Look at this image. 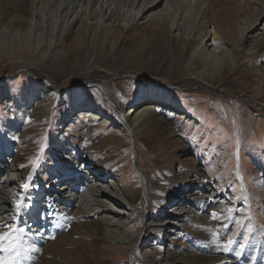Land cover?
Segmentation results:
<instances>
[{"label": "bare ground", "instance_id": "bare-ground-1", "mask_svg": "<svg viewBox=\"0 0 264 264\" xmlns=\"http://www.w3.org/2000/svg\"><path fill=\"white\" fill-rule=\"evenodd\" d=\"M11 1V11L0 7V61L26 60L33 64L55 53L66 60V55L71 56V41L87 40L91 46L114 48L141 21L150 23L155 32L162 29L151 45L154 59L165 58L164 52L176 44L172 49L175 71L179 56L187 60L181 65L183 71L207 82L221 67L218 80L237 74L233 80L254 100L264 103V0H230L240 9L227 16L226 0ZM230 25L234 32L227 37L230 28L224 26ZM79 30L82 33L78 34ZM242 64L247 74L238 72ZM117 87L126 88L123 83ZM109 92L115 94L114 90ZM162 102L157 99L137 107L124 106L118 116L120 122L111 124L115 128L112 134L126 137L127 131L144 130L141 141L145 145L152 135L161 140L160 151L171 155V148L179 146L175 121L188 114L183 111L177 116L175 105L167 109ZM96 115L98 112L87 106L73 117L92 126L88 119ZM102 120L97 124L105 126L106 117ZM109 141L113 138L98 140L103 146ZM20 153L18 150L16 155L0 158V240L12 227L19 231L14 241L20 253L19 264H81L91 251L102 254L101 244L106 243L123 251L122 259L113 264H264V238H258L263 244L253 236L247 243L234 238V228L241 221L228 223L231 216L225 214V208L230 197L224 195L218 179L209 181L205 164L196 168L197 154L191 160L182 158L185 166L170 169L164 179L154 178L142 166L148 161L141 151L139 159L133 154L140 176L136 178L139 187L131 191L114 179L110 169H99L98 161L76 165L69 174L71 180L63 184L57 185V179L39 184L33 179L34 168L20 161ZM151 205L157 208L156 213ZM241 209L237 210L240 215L244 211ZM37 228L38 234L31 232ZM209 230L214 234L209 235Z\"/></svg>", "mask_w": 264, "mask_h": 264}, {"label": "rangeland", "instance_id": "rangeland-1", "mask_svg": "<svg viewBox=\"0 0 264 264\" xmlns=\"http://www.w3.org/2000/svg\"><path fill=\"white\" fill-rule=\"evenodd\" d=\"M226 3L229 8L225 16L240 9L235 1L226 0ZM0 7L11 11L13 2L0 0ZM228 27L226 36L231 37L234 28L230 25L224 29ZM151 28L150 23L140 21L114 48L91 46L87 40L85 43L71 41L68 43L71 56L66 55V60L58 53L33 64L26 60H1L0 158L16 155L19 150L20 161L25 167L34 168V182L42 185L54 179L60 180L55 181L57 185L68 182L76 165H92L98 161L99 169H110L114 179L132 191L139 187L136 178L140 176L133 164V154L137 159L139 151L145 155L148 163L144 161L142 166L156 179H164L170 169L185 166L182 158L191 160L197 154L196 168L205 164L209 181L218 179L224 195L230 197L225 208V214L231 216L228 223L235 219L241 221L234 228V238L239 243H247L249 236H253L263 244L259 239L264 238V103L254 100L233 80L237 74L218 80L221 67L208 78L211 82H207L183 71L187 60L179 56L175 71L172 49L176 44L164 52L165 58L154 59L151 45L156 43L155 34L162 29L155 32ZM244 69L242 64L238 72ZM119 83L126 88L120 90ZM157 99L167 109L170 104L175 105L177 116L183 111L188 114L185 119L175 121L179 146L171 148V155L160 151L161 140L153 139L152 135H148L145 145L141 141L144 130L127 131L126 137L112 134L124 106L137 107ZM87 106L98 112L97 117L88 119L92 126L73 117L78 109ZM102 116L108 120L105 126L97 124L103 121ZM104 137L113 138V142L101 145L98 140ZM237 208L244 210L242 215ZM150 209L156 213L157 208L151 205ZM189 223L193 225L191 220ZM13 229L16 228L12 227L0 240V248L8 247L18 238L19 231ZM31 232L38 234V228ZM214 232L207 231L209 235ZM101 250L102 254L94 251L86 254L82 263L80 258L76 260L81 264H103V260L104 264H113L123 257L122 249L110 243L101 244Z\"/></svg>", "mask_w": 264, "mask_h": 264}, {"label": "snow or ice", "instance_id": "snow-or-ice-1", "mask_svg": "<svg viewBox=\"0 0 264 264\" xmlns=\"http://www.w3.org/2000/svg\"><path fill=\"white\" fill-rule=\"evenodd\" d=\"M212 217H216V213H211ZM7 226V225H6ZM17 229H13V231H16ZM22 231V230H20ZM233 241L231 239L228 240V244L231 245ZM244 247V245H241V249ZM0 252H7L9 253L8 256H0V264H19L18 257L20 256V253L17 251V245L14 243H9L8 247L6 248H0ZM15 255H12V254ZM237 256L240 255V252L236 253Z\"/></svg>", "mask_w": 264, "mask_h": 264}]
</instances>
